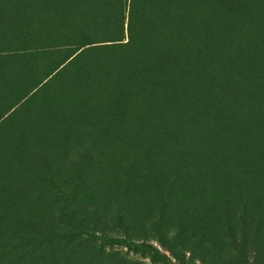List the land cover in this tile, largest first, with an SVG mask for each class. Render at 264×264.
Returning <instances> with one entry per match:
<instances>
[{
  "label": "trees",
  "instance_id": "trees-1",
  "mask_svg": "<svg viewBox=\"0 0 264 264\" xmlns=\"http://www.w3.org/2000/svg\"><path fill=\"white\" fill-rule=\"evenodd\" d=\"M11 5L33 29L11 27L0 41L13 50L0 55L39 83L0 105V264L55 255L54 240L84 242L110 218L126 236L97 240L192 264L181 231L165 225L180 204L184 230L208 211L234 218L238 251L264 264V0ZM141 185L162 213L160 247L131 234ZM100 208L103 223H82Z\"/></svg>",
  "mask_w": 264,
  "mask_h": 264
},
{
  "label": "rangeland",
  "instance_id": "rangeland-1",
  "mask_svg": "<svg viewBox=\"0 0 264 264\" xmlns=\"http://www.w3.org/2000/svg\"><path fill=\"white\" fill-rule=\"evenodd\" d=\"M6 16L9 18L5 19ZM24 20L26 22H23ZM21 22L27 26L28 31H32V22L17 12L16 6L11 5V0H0V40L3 35H9L13 29L11 27L17 26ZM11 50L13 47L4 46L0 41V53L4 51L7 53ZM13 57L16 56L11 53L0 55V105L3 100L13 98L23 90L32 91L39 83V80L30 81L32 77L25 61ZM140 187L145 194L138 203L131 205L132 213L128 220L131 234L137 243H141L144 238H147L154 246L160 247L159 233L153 231V226L162 213L157 207L153 190L146 185ZM7 198V201L2 204H14L19 196L16 198L7 196ZM169 206L168 215L165 216V225L169 228L168 233L172 235L181 231V242L188 256L191 255L192 264L262 263L253 258L245 259L240 250L238 251L233 236L235 234L233 230L234 218L208 211L199 214L194 222L192 221V228L184 230L185 220L189 218V207L187 208L185 204ZM79 214L82 215V223L89 227L94 221L103 223L102 208L98 210L97 216L83 212ZM42 219L38 218L36 221L39 222ZM114 235L126 236L120 228V224L114 218H110L105 225L99 224L95 227L84 242H81L79 236L54 240L58 250L55 255H52L48 249H44V251L34 254L33 260L29 264H157L152 259L151 253L140 246H131V243L128 242L119 245L115 242L97 240L102 236ZM250 249L251 255H254L256 247L252 245ZM69 250L72 255L68 256L67 251ZM161 252L166 254L162 248ZM170 261L174 263V260L170 259Z\"/></svg>",
  "mask_w": 264,
  "mask_h": 264
}]
</instances>
